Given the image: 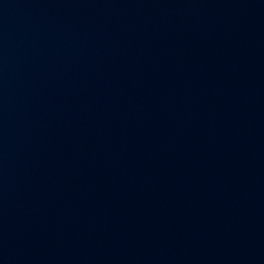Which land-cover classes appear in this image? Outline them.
Returning a JSON list of instances; mask_svg holds the SVG:
<instances>
[{"label": "water", "instance_id": "water-1", "mask_svg": "<svg viewBox=\"0 0 264 264\" xmlns=\"http://www.w3.org/2000/svg\"><path fill=\"white\" fill-rule=\"evenodd\" d=\"M0 264H264V0H0Z\"/></svg>", "mask_w": 264, "mask_h": 264}]
</instances>
